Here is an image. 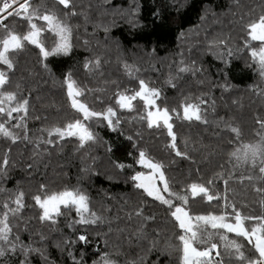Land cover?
<instances>
[{"label":"trees","instance_id":"16d2710c","mask_svg":"<svg viewBox=\"0 0 264 264\" xmlns=\"http://www.w3.org/2000/svg\"><path fill=\"white\" fill-rule=\"evenodd\" d=\"M31 3L56 7L54 0H31ZM73 3L78 14L69 20L70 53L45 60L39 49L26 45L25 50L16 54V67L10 73L8 90L23 96L31 92L26 118L29 139L12 144L0 138V216L9 195L14 197L23 191L25 206L15 216L9 213L13 228L10 238L19 235L24 244L44 253V256L35 252L29 255L28 264H73V257L82 260V264H93L101 261L105 253L115 264H182L180 251L170 250V255L163 251L170 244L174 248L179 245L176 239L179 229L170 211L143 194L132 180L141 171L135 162L140 150L165 165V176L176 191L192 182L215 179L210 189L223 196L224 180L234 173L227 185L229 203L234 201L245 216H264V193L254 190L264 187V182L247 179L241 182L242 177L258 172L252 173L247 167L233 169L227 162V153L233 148L258 139L257 118L264 119V77L251 56V51L259 49L262 43L250 40L244 28L264 12V0H239L238 4L237 0H73ZM154 11L160 16H155ZM3 23L21 34L27 31V23L21 17H7ZM41 38L49 48L56 39L49 32L42 33ZM218 41H226L227 46ZM97 59L98 68L94 66ZM86 62H91L88 69L84 67ZM45 64L49 71L45 70ZM181 67H194L196 72L181 73ZM0 70H6L5 66L0 65ZM69 72L84 91L82 101L96 111L111 105L117 110L114 119L120 120L115 131L106 121L96 118L83 121L96 136L95 141L84 147H80L76 137L60 140L49 137L47 132L54 126L83 119L70 107L67 98L64 78ZM170 77L175 78V88L169 84ZM139 79L159 89L160 99L167 107L179 110L180 118L173 113L171 122L178 148L190 158L178 157L166 146L171 138L162 125L147 126V119H141L146 117L141 102H132V110L120 109L115 104L114 94L128 90L126 94L131 95L138 90ZM201 98L207 101L200 106L208 123L183 120L181 105L185 99L200 103ZM221 118L242 129L241 141L228 143L232 134L222 130V124L217 126ZM4 120L0 114V122ZM13 131L19 136L25 134L23 128ZM42 138L53 139L54 144H41L37 148ZM118 163L126 167L120 169ZM41 183L47 185V193L65 189L83 191L90 199V209L101 220L69 227L79 217L74 207L71 210L61 207L55 224L41 222L40 210L32 199ZM173 202L180 204L178 200ZM185 207L193 216L221 214L224 201L190 197ZM138 210H142L139 216ZM245 224L251 228L257 222L248 220ZM80 235H86L88 242L79 241ZM226 235L244 244L246 254L254 252L244 238ZM215 239L220 243L218 237ZM68 240L73 243L67 245ZM220 251L223 252L222 244ZM23 258L18 251L0 258V264H19Z\"/></svg>","mask_w":264,"mask_h":264},{"label":"snow or ice","instance_id":"6c2138e0","mask_svg":"<svg viewBox=\"0 0 264 264\" xmlns=\"http://www.w3.org/2000/svg\"><path fill=\"white\" fill-rule=\"evenodd\" d=\"M54 3L56 7L49 8L44 5L34 6L31 0H0V32H2V35H0V65L6 68V70H0V114L5 117V120L0 122V138L9 140L12 144L21 139H29L26 118L29 114L30 104L28 97L31 96L30 91L28 96H23L18 91L8 90L11 85L10 73L16 67V54L25 50L26 45H32L39 49L40 55L46 60L49 56L67 55L72 48V27L69 24V20L78 14L75 10L76 5L73 0H54ZM238 3L239 0H237ZM154 15L158 17L160 13L154 11ZM7 17H21L27 23V31L21 34L8 24L3 23V20ZM37 21H42L43 24H38ZM244 28L250 40L264 42V12L255 20H250L244 25ZM105 31H108L107 27H105ZM44 32L52 33L56 38L51 48L46 46L44 39L41 38ZM87 43L85 41V44ZM216 43L227 46L226 41H218ZM229 55H231V51H229ZM251 56L258 60L260 75L264 77V46L259 49H253ZM90 63L86 62L84 67L88 69ZM99 65L100 60L97 59L94 66L98 68ZM125 67L127 68V65ZM44 68L49 71L46 64ZM179 71L181 73L190 71L195 74L196 69L194 67H181ZM128 74L129 76L133 75L131 71ZM174 79L173 77L169 79V84L173 88L176 87L173 82ZM64 80L67 85V98L70 101V107L81 114L83 119L77 118L66 122L62 126L52 127L47 130L49 137H58L60 140L76 137L80 147H84L88 142L96 140L95 134L83 122L92 118H96L98 121H106L108 127L114 131L116 130L120 120L118 118L114 119L117 117V110L113 106L109 105L102 111L94 110L87 102L80 99L84 95V91L72 79L71 72L66 74ZM19 88L20 85L17 84L16 89ZM127 91L114 94L115 104L120 109L132 110L133 101L137 99L143 101L148 111L146 117H141V119H147L149 128L160 127L162 123L167 130V136L171 138L170 143L166 146L172 149L176 156L185 159L190 158L186 151H181L178 148L177 133L174 131V126L171 122L173 113L176 114L177 118H180L179 110L167 107L164 101L160 99L161 91L150 87L143 79L138 80V90H134L131 95L126 94ZM158 100H160L159 104L157 103ZM206 103L207 101L202 98L200 103H192L185 99L181 105L183 109L182 119L186 121L196 120L207 124L208 120L202 115L200 106V104ZM214 103L215 101H213ZM14 113L16 114L15 116L13 115ZM13 120L17 122L9 126L8 122ZM257 123L259 124V130L256 133L258 139L255 142L241 143L240 147L233 148L227 153V162L231 164L233 169L247 167L252 173L258 172V175L249 174L242 177L241 182L244 179L249 182L254 180L264 182V119L258 117ZM221 124L223 125L222 130L232 134V139L228 143L231 144L242 140L243 131L238 125L224 121L223 118L217 122V126L220 127ZM20 128L24 129L25 134L23 136H19L13 131V129ZM128 139H132V137H128ZM41 144L53 145L54 140L42 138L37 143V148ZM186 144L187 142H185ZM135 162L149 170L147 173L137 171L132 176L135 187L141 189L143 194L153 200L166 205L179 229L176 236L179 245L174 248L170 244L168 249L163 250L165 255H170V250L180 251L182 253V264H264V216H245L237 209L234 201L229 203L227 185L234 173H229V179L224 180L225 194L221 196L210 189V186L215 183V179H209L206 183L192 182L183 186L180 191L174 190L169 178L165 176L163 170L165 165L150 158L144 150L139 151L138 159ZM7 164L8 160L5 157L3 165L6 167ZM117 167L124 169L126 165L118 163ZM127 167H131V165H127ZM28 168L31 169L32 165L29 164ZM161 184L162 187L160 186ZM254 190L257 193H264V187H255ZM164 193H167V196ZM24 196L25 193L23 191L17 192L14 197L9 195L8 200L2 204L5 211L0 216V258L7 257L9 254L15 255L19 251L24 257L19 260V264H28V257L34 252L44 256L41 249L33 248L30 244H24L19 235L10 238L13 228L9 222V213L15 216L20 212L25 206L23 203ZM190 197L206 198L208 202L222 199L224 201V212L221 214L193 216L185 207L189 204ZM32 199L35 202V206H38L40 210L39 220L41 222L55 224V217L61 215V207L68 210L74 207L79 217L78 220L70 223L69 227H74L76 223L83 225L96 224L97 221L101 220V217L90 209V199L87 194L79 189H65L60 192L47 193V185L41 183L39 192L33 195ZM174 200L180 201V204H175ZM12 204L15 207H12ZM229 208L231 209L230 213L228 212ZM141 214L142 210L136 212L137 216ZM248 220L256 221L257 225L251 228L246 227L245 221ZM209 228L213 231H210ZM226 233H234L237 237L244 238L252 245L254 252L246 254L244 251L245 245L237 240L229 239ZM215 237H218L220 243L216 241ZM78 239L84 243L88 242L86 235H80ZM65 243L70 245L73 242L68 240ZM221 244L223 252L220 251ZM213 255L215 259H213ZM69 256H72L71 252H69ZM73 264H82V260L77 261L73 257ZM93 264H115V261L110 260L108 254L105 253L101 261H93Z\"/></svg>","mask_w":264,"mask_h":264},{"label":"rangeland","instance_id":"374dc122","mask_svg":"<svg viewBox=\"0 0 264 264\" xmlns=\"http://www.w3.org/2000/svg\"><path fill=\"white\" fill-rule=\"evenodd\" d=\"M259 42H261V41H259ZM262 43V46H264V42H261ZM256 62H257V66L259 67V64H258V60L256 59ZM136 101H139V102H141L142 104H143V101H141V100H139V99H137ZM134 102V101H133ZM143 106H144V104H143ZM145 107V106H144ZM145 111H146V115H147V111H148V109H146L145 108ZM161 125H162V123H161ZM163 126V125H162ZM140 167H141V171H143V172H145V173H147L149 170L148 169H146V168H143L141 165H139ZM161 187H162V184L160 185ZM164 195L165 196H167V193H164ZM230 234H233V235H235L234 233H230ZM236 236V235H235Z\"/></svg>","mask_w":264,"mask_h":264}]
</instances>
